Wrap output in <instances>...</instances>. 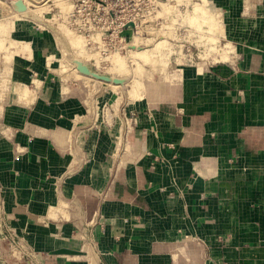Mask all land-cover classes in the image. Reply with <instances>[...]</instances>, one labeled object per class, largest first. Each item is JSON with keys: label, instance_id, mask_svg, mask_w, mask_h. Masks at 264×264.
<instances>
[{"label": "crops", "instance_id": "obj_1", "mask_svg": "<svg viewBox=\"0 0 264 264\" xmlns=\"http://www.w3.org/2000/svg\"><path fill=\"white\" fill-rule=\"evenodd\" d=\"M207 1L224 55L137 78L134 99L7 28L0 243L35 264H264V0Z\"/></svg>", "mask_w": 264, "mask_h": 264}, {"label": "rangeland", "instance_id": "obj_2", "mask_svg": "<svg viewBox=\"0 0 264 264\" xmlns=\"http://www.w3.org/2000/svg\"><path fill=\"white\" fill-rule=\"evenodd\" d=\"M212 12L215 7L205 0H0V49L7 44V28L43 31L38 36L52 49L49 67L54 64L64 77L97 81L79 71L74 59L79 60L91 72L127 79L111 89L128 88L134 99L140 95L137 78L224 55L219 18ZM7 236L0 243V264L34 262L25 256L22 242Z\"/></svg>", "mask_w": 264, "mask_h": 264}, {"label": "bare ground", "instance_id": "obj_3", "mask_svg": "<svg viewBox=\"0 0 264 264\" xmlns=\"http://www.w3.org/2000/svg\"><path fill=\"white\" fill-rule=\"evenodd\" d=\"M205 1H207V0H205ZM214 17H217V14H216V12H212L211 13ZM216 19V18H215ZM215 19H214V21H215ZM212 24H214V22L212 23ZM217 26V25H216ZM74 62H75V64L77 65V68L79 69V71H81L82 73H84V74H90L91 73V75H93V77H95V73L94 72H91V69H89L86 65H85V63H83V62H81V61H79V60H76V59H74ZM98 74H100V73H98ZM100 75H102V74H100ZM106 77H107V75H105ZM113 79H115V78H113ZM138 93V92H137ZM137 93H135V94H137ZM140 93H138V95H139ZM140 96V95H139ZM136 97H138V96H136L135 95V98Z\"/></svg>", "mask_w": 264, "mask_h": 264}, {"label": "water", "instance_id": "obj_4", "mask_svg": "<svg viewBox=\"0 0 264 264\" xmlns=\"http://www.w3.org/2000/svg\"><path fill=\"white\" fill-rule=\"evenodd\" d=\"M18 5L19 6H23V4L21 3V1H18ZM95 73V77L94 78H96V79H101V80H105V81H111V82H113V83H122L123 82V80L122 79H120V78H115V79H113V77H110V76H105V75H100V74H98L97 72H94Z\"/></svg>", "mask_w": 264, "mask_h": 264}]
</instances>
